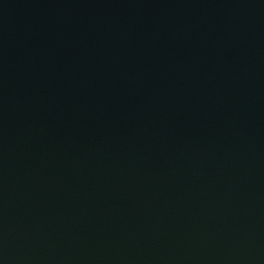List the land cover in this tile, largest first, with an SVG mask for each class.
<instances>
[{
	"label": "water",
	"instance_id": "water-1",
	"mask_svg": "<svg viewBox=\"0 0 264 264\" xmlns=\"http://www.w3.org/2000/svg\"><path fill=\"white\" fill-rule=\"evenodd\" d=\"M0 264H264V0H0Z\"/></svg>",
	"mask_w": 264,
	"mask_h": 264
}]
</instances>
